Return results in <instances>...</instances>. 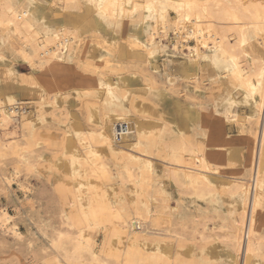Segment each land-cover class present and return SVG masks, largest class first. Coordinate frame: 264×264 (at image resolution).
Masks as SVG:
<instances>
[{
  "label": "bare ground",
  "instance_id": "obj_1",
  "mask_svg": "<svg viewBox=\"0 0 264 264\" xmlns=\"http://www.w3.org/2000/svg\"><path fill=\"white\" fill-rule=\"evenodd\" d=\"M74 10L79 12L74 13L80 17L83 27L66 20V12ZM83 28L98 39L95 48L98 53L93 60L91 52L94 50L84 51ZM168 44L174 54L185 57L193 75L195 93L201 94L202 81L199 82L197 72L199 61L204 60L209 67L208 96L214 98L227 85L235 89L244 106L264 122V0H0V83L14 77L16 57L30 69L19 80L29 101H21L17 92L2 88L0 133L5 140L0 139V149L4 153L16 151L21 145L12 131L16 118L19 117L23 128L30 127L45 104L57 108V98L63 102L60 88L66 90V83L78 91L94 94L101 106L99 124L83 133V139L95 148L83 152L89 160L84 174H89L97 185L93 186L94 190L86 189V195L80 185L74 188L72 184H56L54 196L59 225L48 239L51 249L47 251L48 256L52 254L48 264H194L193 243L186 244L188 223L179 221L180 229L173 228L161 218L163 211L159 213L154 203L157 191L153 186L148 189L137 183V170L144 171L149 178L154 172L151 154L159 157L161 171L179 194L188 195L192 202L205 203L216 212L220 210L222 195L240 199L241 212L236 217L225 216L219 226L222 240L230 246L233 264H241L246 251L264 255V234L250 225L251 210L264 203L260 137L252 154L250 177L240 173L226 175L225 163L236 162L232 154L236 141L211 131L207 145L201 147L193 135L194 125L200 121L208 124L210 119L191 96L187 98L188 105L197 108L187 112L186 130L180 125L174 130L169 122L157 129L143 124L142 109L135 102L136 97L130 99L124 90L136 78L149 81L151 88L155 86L153 76L131 55H142L143 62L147 63L156 54L165 52ZM73 59L83 63L84 74L73 71ZM122 68L126 74L119 77ZM108 71L117 75L116 81L107 75ZM29 104L35 112L26 113ZM242 112L232 118L240 135L250 133L253 119L252 114ZM61 113L66 121L68 112L64 109ZM120 121L131 123V129L115 140L113 125ZM36 135L32 133L25 141L23 148L28 154L15 156L18 164L29 171L42 156L32 159V153L36 154L33 149ZM242 142L244 140L238 141L239 147ZM145 144L148 152L143 149ZM105 158L122 165L114 171L120 184L116 191L100 187L113 183ZM18 173L17 167L11 176L0 173L1 181L5 189L17 184L26 196L30 188L17 179ZM127 181L134 188L133 202L127 200L128 195L121 189ZM140 198L145 200V207L139 205ZM106 224L115 232V243L105 233L98 242L99 227L106 228ZM205 225L197 237L199 241L214 238L209 234L205 236ZM0 230L18 242L25 240L14 216L1 206ZM185 249L191 251L189 259L179 255L180 250Z\"/></svg>",
  "mask_w": 264,
  "mask_h": 264
},
{
  "label": "rangeland",
  "instance_id": "obj_2",
  "mask_svg": "<svg viewBox=\"0 0 264 264\" xmlns=\"http://www.w3.org/2000/svg\"><path fill=\"white\" fill-rule=\"evenodd\" d=\"M82 4L84 5V3ZM74 12L75 10L73 12H66V20L69 22L75 21L81 24L80 17L75 16V13L79 12ZM81 25L83 27V24ZM82 33L86 34L83 38L84 51L90 52L91 50H94L93 53L91 52V59L93 60L98 53L97 50H95L98 39L89 35L90 33H88L85 28H83ZM168 39L169 41L172 39L171 33H169ZM163 43L166 44L165 41H163ZM190 43L192 44V42ZM3 49L6 56L10 57L8 50L5 47H3ZM158 54H156L154 58H151L147 63H144V56L131 55V57H133L132 59L142 62V65H144L156 81L154 86L156 89L154 87H152L154 88L152 89L151 86H149V81H142L139 78L132 80L124 88V90L128 92L130 99L136 97L135 102L142 109L141 120L143 121V124L149 126V128L158 129L164 122H169L174 130H176L177 125H180L186 130V124L189 123L187 112H189V109L192 111L197 108V106L192 108L189 107L187 98L191 96L193 98L192 101L195 102L196 105L202 107V109H204L209 115L210 119L208 124H206V121H200L194 125L193 135L195 140L201 147L206 146L208 139L207 135H209L211 131L220 137L224 136V138H233V141H236V143L234 144L232 154L236 156V162L233 165L225 163V173L226 175L240 173L243 177L249 178L252 171V154L258 137L263 141L259 165L262 166L263 164L264 122L261 121L256 113H252L248 107L244 106L241 100V95H239L235 89H232L227 85L223 92L219 93V95H216L214 98L208 96L207 92L209 84L206 82H208L209 67L206 64V61H199L197 77L200 79L199 82H202H200L201 94H198L194 92L193 75L189 68H187L185 57L179 54H174L171 50L170 44H168L165 52ZM126 58L129 59L130 57ZM128 59L125 60L124 63L127 62ZM22 63L23 62L20 61L18 57L14 58V77L0 83V94L2 88H4V90L11 89L19 94L18 97L21 101H29L28 96L25 95L22 90V85L19 80L29 73L30 69L25 63ZM124 63L121 64V67L125 65ZM82 65L83 63L81 61L78 62V60L73 59L71 68L74 72L84 74V67L82 68ZM111 72L108 71L107 75H109L113 81H116L117 75H112L110 74ZM118 73L120 74H118L119 77L124 76L126 74L125 68H122ZM67 84L68 83L65 84L67 88L66 90L60 88V95L63 96V102L57 98V108H53L50 104H45L38 114V119H36L30 127L23 128L21 122H19V117L16 118V124L12 131L14 134L13 136H16L15 139H20L19 143L21 144L18 146L17 150L14 151L16 153H4L3 149H0V173H5L11 176L14 174L17 167V170L19 171L17 179L30 188L28 195L25 196L15 183L12 185L11 189H5L0 178V189L2 188L0 190V206L6 207L14 216L25 236L23 242H18L9 234H4L0 230V264H48V260H50L52 256L51 253L50 256H48L49 252H51L48 239L59 225L58 204L54 196V188L56 184L58 182H63L68 185H74V188L80 185V187L85 188L83 192H85L86 189L94 190L95 188L93 186L96 187L97 185L89 174H84V166L87 165L89 160L86 159L83 152H89V150L93 151L95 148H93L92 144H89L88 141L83 139V133L87 130L93 129L96 124H99L101 106L98 98L93 96L94 94L86 91H78ZM204 87H206V89ZM128 101L129 99L127 102ZM62 109H66L68 112V118L66 121L61 113V111H63ZM28 111L35 112L34 107L31 104L27 106L26 113H28ZM242 111H244V113L246 112V114L253 115L252 129L250 131L251 134L245 133L240 135L238 133V126L234 119H232L235 114L243 113ZM129 124L131 126V123ZM32 133H35V135L38 134L36 135V141L33 146L36 154L32 153V159H37L38 155L42 156L40 157L41 159H38V162L36 161L35 164L37 166L33 168L34 171H29L26 170V167L24 168V166L18 164V157L20 153L28 154V151L23 148V146ZM4 137L5 136L0 133L1 141L5 140ZM241 140H244V142H242V146L239 147L238 141ZM146 144L143 149L148 152L149 147ZM17 155L18 157L16 159L15 156ZM151 156L155 165L151 178H149L144 171L137 170V183H141L144 188L153 186L155 191H157V201L155 200L154 203L157 204L159 213H162L163 211L161 218L166 219L168 221L167 223L172 225L173 228L180 229L179 221L185 220V223H188L186 225L187 231L185 233L186 244L191 245L193 243V247H191L193 248L192 253L194 264H233L230 246L222 240V233L219 230V226L225 216L236 217V214L241 212L240 199L222 195L220 210L216 212L212 211L205 203L192 202L188 195L184 196L179 194L177 188L173 186L163 174L161 171L162 164L159 157L155 154H151ZM110 160L111 159H108L107 161L106 159L105 162L111 169V179L113 183L110 182L108 186L100 185V187L116 191L120 187V184L118 183L119 181L116 177V172L114 171H116L117 168H122V165L114 160ZM127 182L121 189L123 190V193L128 195L126 197L127 200L129 199L133 202L134 188L131 187V183ZM87 194L86 191V195ZM126 198L122 197V199L125 200ZM161 200H163L162 202L164 204H162ZM139 203L141 207H145L146 205L145 200L142 198L139 199ZM164 206L166 208H164ZM196 215H198L197 219L195 218ZM250 215V225L259 228L264 234V203H261L260 207L251 210ZM209 218L212 220H209ZM204 225L207 227L205 236L212 235L214 238L207 237L204 241H199L197 237L199 232L202 231ZM102 227L103 226L101 225L99 227L98 242L100 243L103 234L105 233L113 243H115V232L111 230L110 224H106V228ZM196 240L198 241L195 242ZM186 247L188 249L189 246ZM187 249L180 250V254H178L189 259L191 251L188 252ZM263 257V254L252 255L246 251L245 254H243L241 264H264Z\"/></svg>",
  "mask_w": 264,
  "mask_h": 264
},
{
  "label": "built area",
  "instance_id": "obj_3",
  "mask_svg": "<svg viewBox=\"0 0 264 264\" xmlns=\"http://www.w3.org/2000/svg\"><path fill=\"white\" fill-rule=\"evenodd\" d=\"M131 126L127 122H116L113 125V137L115 140H119L122 135L130 132Z\"/></svg>",
  "mask_w": 264,
  "mask_h": 264
}]
</instances>
